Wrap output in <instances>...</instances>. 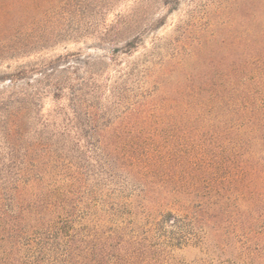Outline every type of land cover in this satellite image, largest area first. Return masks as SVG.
Wrapping results in <instances>:
<instances>
[{
  "label": "trees",
  "instance_id": "16d2710c",
  "mask_svg": "<svg viewBox=\"0 0 264 264\" xmlns=\"http://www.w3.org/2000/svg\"><path fill=\"white\" fill-rule=\"evenodd\" d=\"M164 2L169 14L180 5ZM55 6L43 0L36 15ZM139 40L131 34L118 52L133 55ZM253 42L222 83L209 77L143 111V183L108 142L138 102L122 111L118 94L103 104L90 87L97 70L69 87L71 111L54 134L31 135L41 109L30 95L0 97V264H264V29ZM189 249L198 258L186 262Z\"/></svg>",
  "mask_w": 264,
  "mask_h": 264
},
{
  "label": "rangeland",
  "instance_id": "374dc122",
  "mask_svg": "<svg viewBox=\"0 0 264 264\" xmlns=\"http://www.w3.org/2000/svg\"><path fill=\"white\" fill-rule=\"evenodd\" d=\"M51 1L56 6L49 13L36 15L43 0H0V97L18 100L30 95L41 109L31 135L54 134L71 111L69 87L87 82L97 70L90 87L103 96V104H111L108 100L118 94L125 97L122 111L138 102L133 113L108 131V142L126 153L118 156V163L141 183L147 138L143 111L170 103L184 88L209 77L222 83L240 51H257L253 39L264 29V0H180L170 14L165 0H74L70 7ZM66 9L77 13L69 19ZM131 34L140 44L127 57L118 51H124L123 41ZM114 54H120L115 62ZM130 69L134 76L126 81ZM56 85L64 87L59 99L54 97ZM1 129L2 152L8 144ZM120 134L122 140L116 139ZM130 165L137 170L131 173ZM138 199L143 202V191ZM179 256L191 262L198 252L184 250Z\"/></svg>",
  "mask_w": 264,
  "mask_h": 264
}]
</instances>
